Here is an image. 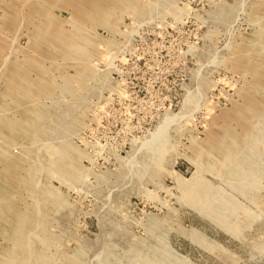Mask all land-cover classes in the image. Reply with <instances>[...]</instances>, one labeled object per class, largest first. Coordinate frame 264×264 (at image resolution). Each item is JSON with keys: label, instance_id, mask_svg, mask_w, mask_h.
<instances>
[{"label": "rangeland", "instance_id": "rangeland-1", "mask_svg": "<svg viewBox=\"0 0 264 264\" xmlns=\"http://www.w3.org/2000/svg\"><path fill=\"white\" fill-rule=\"evenodd\" d=\"M0 264H264V0H0Z\"/></svg>", "mask_w": 264, "mask_h": 264}]
</instances>
